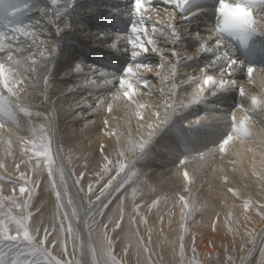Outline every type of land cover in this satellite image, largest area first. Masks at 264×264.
<instances>
[{
    "label": "bare ground",
    "instance_id": "bare-ground-1",
    "mask_svg": "<svg viewBox=\"0 0 264 264\" xmlns=\"http://www.w3.org/2000/svg\"><path fill=\"white\" fill-rule=\"evenodd\" d=\"M217 4L218 0H191L186 10L181 12L164 4L163 0H152V11L146 13L148 31L152 33V23L156 22L158 30L153 35L156 46L164 55L150 50L133 61L131 46L127 42L134 22L132 0H58L55 6L51 0H20L19 6L26 10L16 18H6L0 25V31L6 32V36L0 37V64L11 69L9 79L22 82L15 87L23 106L31 112L36 110L34 106L24 103L44 108L50 120L49 134L59 165L58 154L64 162L57 146L62 141L86 158L101 160L105 152L113 147L114 151L118 150L117 146L122 143L134 146L146 141L150 161L144 165V171H152L151 175L161 185L179 190L193 189L215 205L232 209L244 205L249 199L248 194L264 196V6L254 10L257 33L247 45L242 46L237 40L226 34L220 36L215 31ZM156 8L164 12L157 18L154 16ZM70 9L75 11L73 19ZM108 15H112L111 18ZM107 20L111 23H106ZM13 24L31 25L26 29L30 35L25 37L22 33L13 32ZM169 24L177 30L178 40L173 41ZM161 28L163 32L159 30ZM32 32H35L34 36ZM73 34L77 37L75 41L80 40V43L68 39ZM218 39L219 48L216 44ZM201 45L211 51H201ZM173 51L179 55H172ZM225 54L237 61L230 76L227 70L220 71L223 67L227 69L226 60L212 63ZM32 60L37 63L33 65ZM133 62L151 67L148 72L140 70V75L149 81V87L136 85L135 98L144 105L142 109L136 105L129 106L123 98H116L118 78ZM210 63L212 66L208 68ZM161 64L164 65L163 70L158 68ZM77 65L80 70H76ZM173 65H176L174 77L170 76ZM250 65L254 67L252 79L247 75ZM202 69L207 71L202 72ZM204 74L213 75L218 80L235 81V86L205 89L204 98L193 102ZM161 76L168 79L161 83ZM241 88L246 95L240 94ZM0 94L9 96L2 85ZM252 96H256L261 104L253 107ZM99 100L104 101L103 106H98ZM173 103L177 106L174 112L167 107ZM109 104L112 105L111 111H108ZM166 113L169 118L162 123ZM17 115L15 124L8 122L0 128V159L4 158V143H15L16 148L18 144L37 140V137H32L31 130L37 127L40 130L39 116L33 113L27 116L23 112ZM233 117L237 122L249 118V137L238 138L232 133ZM230 133L233 139L221 152L219 145ZM66 171L68 174L67 167ZM185 172L189 174L188 179L184 177ZM229 188L236 194L229 192ZM79 213L80 218L85 219V211L79 209ZM252 219V214L245 217L244 224ZM243 230L242 227L239 229L240 234ZM79 231L83 239L85 228L81 227ZM82 260L85 262V250Z\"/></svg>",
    "mask_w": 264,
    "mask_h": 264
},
{
    "label": "rangeland",
    "instance_id": "rangeland-1",
    "mask_svg": "<svg viewBox=\"0 0 264 264\" xmlns=\"http://www.w3.org/2000/svg\"><path fill=\"white\" fill-rule=\"evenodd\" d=\"M28 10H31V8L28 7ZM73 11L74 9H70L72 19L75 15V11ZM155 11L154 16L156 18L161 15L160 13H164L161 8H156ZM158 19L161 20L162 18L158 17ZM76 38V35L73 34L68 39L74 43H80V40L75 41ZM63 60L66 61V58H63ZM24 105L34 106L36 109L34 112H31L32 110L28 111L39 116L40 130L37 127L33 135L31 130L32 137H37L35 143L39 145L43 135L46 134L50 138L49 117L45 114L43 107L38 108L37 105L28 103H24ZM43 126L44 133L41 132ZM123 144L117 146L116 153L114 147L113 151L105 152L103 156L107 160L101 156L104 161L95 157L86 158L81 152L76 151L74 147L65 144L63 141L57 145L80 199V205L82 204L81 210L89 209L90 203L95 204L91 208V215L85 217L91 225V228L85 227V233L87 243H91L96 249L100 264H105L107 259V241L103 239L105 233L111 241L113 256L122 264H189L193 257L199 261V264H264V255L260 251L262 241H264V231H262L264 230V196L259 197L248 194V201L251 202L252 200L253 203H249L247 209L244 205L238 209H232L225 205L217 206V204L215 205L193 189H186V191L161 185L151 175L152 171H144V165L150 161L149 151L146 149L148 143L142 152L139 151L138 147L135 151L129 150L130 147H133L132 144H128L129 148L127 143L126 146ZM3 146L5 151L2 156L4 158L0 159V165H3L0 167V219H6L8 214L19 218L30 212L32 215L27 223L29 231L35 237L37 244L45 237V230H47L48 239L45 240L43 246L51 253V256L62 261H72L73 264L76 261H81L83 264V252L81 253L79 250V244L72 238H68L66 232H61L62 223L65 229L71 223L73 229L80 234L78 229L80 213L78 217L71 215L72 207L67 203L68 197L63 194L64 189L60 185L59 173L55 174L57 188L53 190L48 180L47 168L44 167L42 161L40 166H37V157L34 153L40 150L38 147L33 148L32 142L25 145L18 144L16 148H14L16 144L12 142H6ZM58 147H56L57 150ZM54 148L51 141L52 157L56 167H60ZM121 153H123L122 156ZM102 161L105 163H102ZM118 162L126 165L125 171L130 172L132 178L128 179L124 173H121L123 180L120 182L124 183V187L120 188V191H116L115 188L119 187V183L114 181L113 185L114 183L115 185L101 195V189L108 184L113 176L117 175L116 164ZM17 165H20V167L17 168ZM21 174L30 181L25 186L34 189L29 207L26 210L23 204L27 199V194L21 195L19 191L20 186L25 184V181L20 179ZM77 179H79V183H76ZM67 181L66 186L68 196H70ZM89 186L92 188L91 192H89ZM55 191L61 192L63 207L59 212L56 208ZM98 196L100 197L99 200L96 199ZM181 197L184 199L181 200ZM186 202L189 207L193 202L196 205V210L192 211L187 218H185ZM15 205L21 207L18 208ZM104 205H107V207H104ZM100 209H103V211L101 212ZM65 212L68 213V220H63ZM251 214L254 220L252 219L244 224L245 217ZM117 221H120L121 226L119 228L116 227ZM241 227L244 228L243 234H240L239 231ZM8 229L9 234H16L14 223H9ZM249 232L257 235L254 245L251 243ZM126 240L128 241L126 242ZM131 241H133V244ZM181 244H183V257L180 256ZM145 248L149 251L146 252ZM193 249H195V252H193ZM88 256L89 262L92 264L91 255L88 254Z\"/></svg>",
    "mask_w": 264,
    "mask_h": 264
},
{
    "label": "snow or ice",
    "instance_id": "snow-or-ice-1",
    "mask_svg": "<svg viewBox=\"0 0 264 264\" xmlns=\"http://www.w3.org/2000/svg\"><path fill=\"white\" fill-rule=\"evenodd\" d=\"M191 0H163V3L166 5H172L176 9H179L181 12H184L187 8V6L190 4ZM52 5H57L58 0H51ZM20 0H0V25H3L6 18H16L19 14H22L23 11L26 10L24 7H20ZM243 7L248 13H249V21L247 23L241 24L238 23L234 18L229 15V10L233 9L235 7ZM261 6H264V0H235V2H229V0H218V4L216 7V14H217V24L215 31L220 35H227L231 37L234 40H237L242 46L247 45L250 41V38H252L258 31L257 29V20L254 15V10L256 8H259ZM152 11V0H132V16L134 18V22L130 26L129 31V37H128V44L131 46V57L133 61H136V58L140 55L149 52L150 50L152 52L158 53L159 55L163 56L164 53L160 52L157 45V42L154 38V33L158 30L156 22L152 23V33L150 34L148 31V17L146 16L147 12ZM11 22V21H10ZM15 27L12 29L15 33H22L25 37L29 36L30 33L26 29L31 28V25L26 24H13ZM169 29H171V35L173 37V41L179 39V34L177 30L169 24ZM161 32H163V29H159ZM31 35H35V32H32ZM6 36V32L0 31V37ZM0 44H2V41H0ZM217 48L220 46V40L218 39L216 41ZM201 51H211V49H208L207 47L201 45ZM43 52L40 53V56L43 57ZM172 55L178 56L179 53L173 51ZM12 54L9 52V58L11 59ZM221 59H224L227 61V69L224 67L220 70L222 73L227 70L228 75L230 76L232 74L233 66L236 65L237 61L234 59H231L227 54H225L223 57H217L216 60H214L212 63H215L216 61H219ZM31 63L35 65L37 63L36 60H32ZM212 63L208 65V68L212 66ZM158 68L160 70H163L164 65H158ZM143 69L144 71L148 72L151 71V67L148 64L145 63H139V62H133L128 64L123 71V74L120 75L119 79V86H118V96L116 98H123L125 101L128 102L129 106L136 105L138 108L142 109L144 105L139 104V102L136 100V85L139 84L142 87L148 88L149 87V81L145 79L143 76L140 75V70ZM76 70H80V66H76ZM202 72H206L207 69H202ZM176 72V65L172 66L170 76L174 77ZM253 72L254 67L248 66L247 67V75L249 79L253 78ZM159 74V73H158ZM12 75L11 69H6L3 64H0V85L3 86V88L7 89L9 96H4L0 94V128H3L6 123L12 122L13 124L17 121V113L23 112L25 115H31V113L28 111L26 107L23 106V102L19 99V91L15 87L16 84L22 83L21 81H15L14 79H9V77ZM168 79V77L161 76V83H164V81ZM195 82V81H193ZM46 83V79H45ZM92 83V82H90ZM235 86V81L231 80H225L223 78L216 79L213 75H207L204 74L202 78V83L197 85L198 91L196 95V100L193 102H200L205 95V89H225L227 87H233ZM241 95H246L244 92V89L241 88L240 90ZM163 94V92H162ZM12 97H15V100L12 99ZM98 106H103L104 101L99 100L97 101ZM251 104L253 107H256L261 104V101L256 97H251ZM188 105H183V107H187ZM168 108L174 112L176 110L175 103L171 105H167ZM112 110V105H108V111ZM137 115L140 116V112H137ZM158 116L159 113H156ZM169 118V115L165 114V119L162 123H165L167 119ZM248 117H245L243 119H240L238 122L236 121L235 117L232 118V133L235 134L238 138H247L251 135L250 129L248 127L247 121ZM107 123V121L105 122ZM151 128L152 125H149ZM43 128H41V132H43ZM33 134H35V129L32 130ZM230 133L224 140L221 141L219 145V150L221 152L225 151V146L228 145L229 141L233 139V134ZM151 135V133H150ZM146 141L139 142L138 145H134L129 150L135 151V149L138 147L140 151L142 152L145 148ZM33 148H39L40 150L35 152L34 154L37 157V166L39 167L41 164V161L43 162L44 167L48 170V180L51 184V187L53 190L57 188V183L55 179V174L59 173V181L60 185L63 186L64 189V196L68 197V205L72 207L71 215L73 217H78L79 211L75 207L73 200L70 196H68V190L66 186V180H65V173L63 166L56 167L55 161L51 154V140L50 138L45 134L41 137V143L37 145L35 141H32ZM120 155H123L121 153ZM203 155V154H201ZM107 159V158H105ZM183 164L184 161H181ZM130 165V164H129ZM3 165H0L2 167ZM20 165H17V168H19ZM129 167V166H128ZM126 165L124 163H117L116 164V171L117 175L113 176L111 180L108 181V184L104 186L103 189H101V195L104 194L105 191H107L111 186H113V182L119 183V187L115 188L116 191H120V188L124 187V183H121L120 181L123 180V177H121V173H124L125 176H127L128 179L132 178V175L130 172H126ZM83 175V174H81ZM185 179L189 178L188 172L184 173ZM20 179L25 181V184H22L19 188L20 193L27 194V199L24 201L23 207L26 210L29 207V203L32 198V194L34 189L31 187H26L28 183H30L29 180H27L23 174H21ZM126 182V181H125ZM76 183H79V179H77ZM92 191L91 186H89V192ZM229 192H233V194H236L232 188L228 189ZM56 196V208L57 212L63 207V204L61 203V192L55 191ZM11 199V198H9ZM97 200L100 199L98 196L96 198ZM184 198L181 197V200ZM14 203V202H13ZM250 201H246L244 204V207L247 209L249 206ZM16 207H21L20 205H15ZM104 207H107V205H104ZM91 208L92 204L90 203L89 209L84 210L86 216L91 215ZM185 218L191 215L192 211L196 210V205L193 202L191 207L185 203ZM102 212L103 209H100ZM31 213L28 212L26 215L17 218L16 216H12L8 214L6 216V219H0V264H73L72 261H62L59 259H56L55 257L51 256V253L43 246L45 243V240L48 239V233L47 230H45V237L40 240V243L37 244L35 242V237L30 233L29 226L27 221L31 217ZM122 218V216H121ZM69 216L68 213H64L63 220H68ZM14 223L16 225V234H9L8 224ZM120 221L116 222V227L119 228ZM85 227L91 228V225H89L88 220L85 219ZM264 231V230H262ZM61 232H66L68 238H72L74 241H76L79 244V250L81 253L87 248L88 254L91 255L92 258V264H100V260L97 257L96 249L93 247L91 243H85L83 239L81 238L80 234L76 232L72 224L69 223L67 228H64L63 223L61 224ZM248 235L251 238V243L254 245L257 240V235L249 232ZM104 239L107 241V247H106V262L105 264H122L121 261L117 260L112 252H111V241L108 239L107 233L104 234ZM182 239V238H181ZM146 252L149 251V249H144ZM261 254L264 255V241H262V247L260 249ZM193 252H195V249H193ZM184 251H183V244H181L180 249V256L183 257ZM75 264H82L81 261H76ZM189 264H199V261L193 257L189 261Z\"/></svg>",
    "mask_w": 264,
    "mask_h": 264
},
{
    "label": "water",
    "instance_id": "water-1",
    "mask_svg": "<svg viewBox=\"0 0 264 264\" xmlns=\"http://www.w3.org/2000/svg\"><path fill=\"white\" fill-rule=\"evenodd\" d=\"M58 157H59V159H60V166H63V168H64V171L66 172L65 174H66V180H68L67 182H68V188H69V193H70V196H71V198L73 199V201H74V203H75V205H76V208L79 210V209H81V207H82V204L80 205V199H79V197H78V195H77V193H76V190H75V187H74V185H73V183H72V179H71V177H70V175H69V173L67 174V171H66V167H65V165H64V162H62V159H61V156L58 154ZM116 183V182H115ZM115 183H114V185H115ZM113 185V186H114ZM73 186V187H72ZM112 186V187H113ZM111 187V188H112ZM95 206V204L94 205H92V208ZM81 219V220H80ZM80 219H78V229H80L81 227H84L85 228V224H82L81 225V223H82V219L84 220V218L82 217V218H80ZM80 220V221H79ZM80 225H81V227H80ZM83 241L87 244V238H86V234H85V232H83ZM84 264H90V262H89V256H88V252H87V248H85V262H83Z\"/></svg>",
    "mask_w": 264,
    "mask_h": 264
},
{
    "label": "clouds",
    "instance_id": "clouds-1",
    "mask_svg": "<svg viewBox=\"0 0 264 264\" xmlns=\"http://www.w3.org/2000/svg\"><path fill=\"white\" fill-rule=\"evenodd\" d=\"M229 15H231L234 20L238 23L244 24L249 21V13L243 7H235L229 10Z\"/></svg>",
    "mask_w": 264,
    "mask_h": 264
},
{
    "label": "built area",
    "instance_id": "built-area-1",
    "mask_svg": "<svg viewBox=\"0 0 264 264\" xmlns=\"http://www.w3.org/2000/svg\"><path fill=\"white\" fill-rule=\"evenodd\" d=\"M111 16H112V15H108V17H110V18H111ZM102 19H103V17H101L100 21H101ZM106 23H111V20H107ZM106 23H105V24H106Z\"/></svg>",
    "mask_w": 264,
    "mask_h": 264
}]
</instances>
